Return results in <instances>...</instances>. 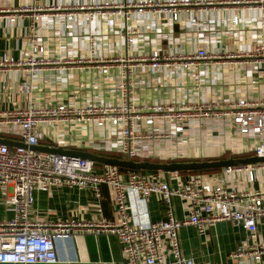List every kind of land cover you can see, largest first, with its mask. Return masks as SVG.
<instances>
[{
    "label": "built area",
    "instance_id": "obj_1",
    "mask_svg": "<svg viewBox=\"0 0 264 264\" xmlns=\"http://www.w3.org/2000/svg\"><path fill=\"white\" fill-rule=\"evenodd\" d=\"M234 2L250 4L260 14L254 21L257 30L255 43L248 50L235 55L226 54V57L245 58L252 69L264 73V0ZM192 4L191 0H135L123 3L103 0L95 4L58 6L32 0L31 5L0 10L9 24L22 17L30 20L23 55L20 58H13L8 53L0 55V76L22 71L27 74V78L18 81L13 89L0 82V135L15 136L18 143L23 144V147L0 144V195L5 198L3 204L6 210L12 213L10 219L0 220V264H70L58 262L54 240H73L72 229L76 227L112 235L119 242L122 263L92 264H168V259L171 264H195L180 253L177 231L181 227L191 226L198 233H203L206 226L226 221L240 225L250 234L255 232L257 220L264 217V190L237 191L227 189L222 184H209L200 175L180 177L177 173H168L172 176L173 184L170 185L161 172L127 170L120 173L116 167L101 164L97 169L96 163L86 159L31 149L42 139V129H50L55 124L82 128L92 126L96 130H103L104 144L100 147L103 153L111 152L121 160L133 162L158 160L170 163L176 158L172 153L174 144L182 142L175 141L176 136H181L186 126L222 121L231 132L256 140L253 155L264 157V99L238 97L215 104L201 97H188L187 100L173 103H137L133 98L132 81L137 69H170L175 71L174 74L181 75L185 70L195 68L198 62L219 58L208 54L204 48L192 54L161 55L153 50L146 56L128 58L118 55L101 60L88 46L85 57L64 59L62 64L91 62L102 75L112 66H119L116 102H97L77 107L63 103L39 106L32 99L34 76L46 66L53 71L60 66L58 60L43 56V42L36 35L38 22L46 27L53 20L80 16L90 20L110 16L125 18L129 14H141L145 9L166 14L170 22H178ZM195 20L192 18L190 22ZM230 23L236 26L240 21L233 16ZM113 35L128 48L134 41L135 30L115 31ZM92 36L89 34L88 39ZM194 81L192 94L197 95L198 82L196 79ZM13 95L20 98V103L12 99ZM2 98L7 101V106L1 105ZM53 141L59 147L63 146L61 135L57 136V140L53 138ZM166 143L169 146H165ZM254 170L264 171V163L222 168L223 174L244 173L249 183L254 180ZM101 186L108 190L113 220L100 216L97 202ZM61 187L90 192L96 202L98 218L87 224L72 220L52 224L34 220L30 216L32 193H47ZM151 195L158 198L163 208V220H148L146 203ZM173 198L182 204L184 215L181 219H176L173 214ZM263 255L264 241L240 245L230 257L256 264Z\"/></svg>",
    "mask_w": 264,
    "mask_h": 264
},
{
    "label": "crops",
    "instance_id": "obj_2",
    "mask_svg": "<svg viewBox=\"0 0 264 264\" xmlns=\"http://www.w3.org/2000/svg\"><path fill=\"white\" fill-rule=\"evenodd\" d=\"M101 1L103 0H42L43 3L58 6L78 3L87 5ZM108 1L123 3L135 0ZM196 1L198 4L195 5ZM191 2L194 4L186 8V12L178 22H170L166 14L155 13L148 9L141 14H129L125 18L110 16L90 20L80 16L61 21L53 20L46 27L38 22L36 35L43 42V56L58 60L60 66L56 71L46 66L34 76L31 83L34 103L39 106L63 103L77 107L90 103L117 101L116 84L120 72L119 66H112L105 75H102L91 62L79 65L62 64L64 59L76 60L85 57L88 46L93 48L95 56L100 57L101 60L118 55L128 58L146 56L153 50L161 55L192 54L203 48L208 54L219 56L206 62H198L195 68L185 70L181 75L174 74L175 71L170 69L165 71L137 69L132 81L133 98L137 103H173L187 100L188 97L193 99L201 97L215 104L224 99L233 101L238 97L263 100L264 73L252 69L245 58L226 57V54L235 55L240 51L248 50L255 43L257 30L254 28V21L256 22L260 13L250 4L235 3L234 0H191ZM31 3L32 0H0V10L20 8ZM4 16L0 13V55L8 53L13 58H20L26 48V28L30 20L22 17L9 24ZM233 16H237L240 21L236 26L230 23ZM192 18L196 19L195 22H190ZM132 29L135 30L134 41L125 48L113 32L123 30L129 32ZM89 34L93 36L88 39ZM193 74L198 76L195 77ZM26 76L24 71L9 72L0 76V82L1 85H8L13 89L18 81L26 79ZM195 79L198 82L197 95L192 94ZM12 99L17 103L21 101L16 95H13ZM1 105H8L4 98ZM42 133L43 137L38 142V147L62 148L65 151L105 156L100 149L104 144L102 129L55 124L50 129H42ZM58 135H61L64 141L62 147L53 141V138L57 140ZM12 137L14 139L10 141L18 142L15 136ZM178 140L182 142L174 144L172 150L176 156L174 162H210L227 160L229 157L250 158L254 156L252 148L256 143L254 139L231 132L222 121L206 122L194 127L186 126L183 134L176 136L175 141ZM165 146L169 144L166 143ZM178 175L184 177L190 174ZM194 175H200L212 185L222 184L227 189L246 192L264 190L262 170H254V180L250 183L246 181L244 173L223 174L222 168ZM165 179L170 185L173 184L170 174H166ZM32 198L30 216L36 221L52 224L72 220L75 223L87 224L98 218L96 202L90 192L85 190L61 187L47 193L34 191ZM4 199L0 195V220L12 217V213L6 210L3 204ZM97 204L100 208V216L106 220H113V208L108 190L104 186L100 187ZM172 207L175 218L181 219L184 210L177 198L172 199ZM146 212L150 222L164 219L163 208L155 195L149 196ZM72 233L73 240H54L58 262L122 263L119 242L114 236L103 232L93 233L79 227L73 228ZM177 237L181 255L191 259L195 264H255L233 259L230 254L240 245L264 241V217L257 220L253 234L248 233L238 224L223 221L206 226L203 233H198L191 226L181 227L177 231ZM167 261L171 264L169 259ZM256 264H264V255Z\"/></svg>",
    "mask_w": 264,
    "mask_h": 264
},
{
    "label": "water",
    "instance_id": "obj_3",
    "mask_svg": "<svg viewBox=\"0 0 264 264\" xmlns=\"http://www.w3.org/2000/svg\"><path fill=\"white\" fill-rule=\"evenodd\" d=\"M0 144H5L8 147H23V144L12 142L10 140L0 138ZM37 152L52 153L57 155L71 156L79 159H86L96 164L108 165L119 169L133 170V171H150L161 172L166 175L168 173L191 172L201 170H214L225 167L254 165L257 163H264V157H255L243 159H233L229 157L227 160L218 161H202V162H170V163H154V162H133L130 160H121L116 158H108L97 156L86 152L65 151L62 148H31Z\"/></svg>",
    "mask_w": 264,
    "mask_h": 264
},
{
    "label": "trees",
    "instance_id": "obj_4",
    "mask_svg": "<svg viewBox=\"0 0 264 264\" xmlns=\"http://www.w3.org/2000/svg\"><path fill=\"white\" fill-rule=\"evenodd\" d=\"M104 157H112V158H118L117 156H114V155H105ZM150 162H154V163H161L159 161H150ZM95 166H98V164H94ZM120 173H123L127 170L125 169H117ZM211 171H214V170H201V171H191V172H178L177 174H200V173H204V172H211ZM139 172H142V171H139ZM153 172V171H152Z\"/></svg>",
    "mask_w": 264,
    "mask_h": 264
},
{
    "label": "rangeland",
    "instance_id": "obj_5",
    "mask_svg": "<svg viewBox=\"0 0 264 264\" xmlns=\"http://www.w3.org/2000/svg\"><path fill=\"white\" fill-rule=\"evenodd\" d=\"M0 137L1 138H6V139H14L12 136H10V135H0ZM104 155H114V156H116L115 154H111V153H108V152H106ZM96 167H99V165L98 166H96Z\"/></svg>",
    "mask_w": 264,
    "mask_h": 264
}]
</instances>
